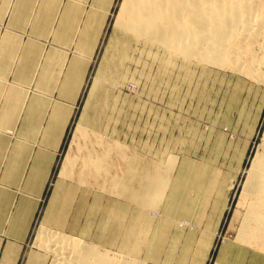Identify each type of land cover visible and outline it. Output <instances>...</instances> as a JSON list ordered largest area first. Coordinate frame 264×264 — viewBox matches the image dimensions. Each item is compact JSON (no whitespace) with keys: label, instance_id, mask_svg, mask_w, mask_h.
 <instances>
[{"label":"rangeland","instance_id":"obj_1","mask_svg":"<svg viewBox=\"0 0 264 264\" xmlns=\"http://www.w3.org/2000/svg\"><path fill=\"white\" fill-rule=\"evenodd\" d=\"M123 2L0 0V154L8 150L0 159L3 170L23 138L43 134L33 130L37 124L53 123L44 134H62L51 175L39 185L45 190L30 222L29 258L44 254L35 246L41 226L142 264H154L156 256L162 261L165 254L180 263L186 251L203 250L217 227L210 264L230 249V238L263 250L264 237L247 244L237 237L247 207L245 180L264 149V82L126 38L115 26ZM88 123L95 130L89 145L106 156L108 179H90L96 189L105 187L96 191L100 199L69 198L77 189L71 178L63 180V165L77 153L78 125ZM156 171L167 183L158 212L119 198L112 186L125 181L141 188L147 180L139 174ZM5 181L17 186L15 179ZM89 215L90 226H83ZM39 259L52 264L54 257Z\"/></svg>","mask_w":264,"mask_h":264},{"label":"bare ground","instance_id":"obj_2","mask_svg":"<svg viewBox=\"0 0 264 264\" xmlns=\"http://www.w3.org/2000/svg\"><path fill=\"white\" fill-rule=\"evenodd\" d=\"M115 26L136 43L144 40L168 53L223 69L231 67L264 82V0H124ZM247 54L248 58L244 59ZM127 60L131 61L132 57L129 55ZM89 123L78 125L75 134L77 153H69L63 165V180L71 178L77 189L69 198L81 194L100 199L96 191H104L105 187L99 184L96 189L90 179L98 175L108 179L104 169L106 156L97 155L91 150L93 145H89L95 132L90 127L94 124L89 126ZM98 138L100 145V136ZM91 169L95 172L90 173ZM159 173L139 174L141 180H147L141 188L126 186L125 181H115L112 186L119 198L154 212L162 198L159 194L167 189V183L159 180ZM242 200H245L244 206L247 202V207L237 239L246 244L260 242L264 237V149L257 153L251 164ZM95 208V204L91 205L90 212ZM89 218L83 226H90V215ZM87 240L41 226L37 230L35 246L44 254L35 252L29 260L43 264L45 261L39 258L50 254L54 257L52 264H142ZM261 244L263 248L264 240Z\"/></svg>","mask_w":264,"mask_h":264},{"label":"crops","instance_id":"obj_3","mask_svg":"<svg viewBox=\"0 0 264 264\" xmlns=\"http://www.w3.org/2000/svg\"><path fill=\"white\" fill-rule=\"evenodd\" d=\"M51 125L53 123L48 124L47 127L43 124L33 127V130L43 132V134H38L37 137L23 138L17 151L13 154L15 158L6 170H3L4 162L0 161V264L30 263L28 262L31 254L28 245L30 222L35 213L36 202L39 201L40 194L45 190L40 191L39 185L42 182H45L46 185L62 140L60 130L54 137L44 134L45 131L52 130ZM7 154L8 150L5 151V155L0 154V159L6 158ZM28 168L30 170H27ZM7 179L17 180L14 183L17 186L10 185V182L5 181ZM222 186H224L223 183H220L217 188ZM225 209L224 206L221 211L218 210V224H220ZM216 231L218 232V227L213 234L205 238L207 242L200 246V249L203 250L186 251L185 260L177 264H210ZM234 239H229L230 249L228 251H219L214 264H264V250L254 251L243 248L234 244ZM152 256L150 257L153 258ZM165 256L161 259L162 261H158L156 256L154 264H176L169 262L171 257H168L167 254ZM172 257L175 258L173 255Z\"/></svg>","mask_w":264,"mask_h":264}]
</instances>
